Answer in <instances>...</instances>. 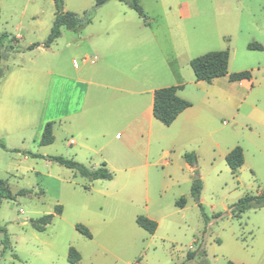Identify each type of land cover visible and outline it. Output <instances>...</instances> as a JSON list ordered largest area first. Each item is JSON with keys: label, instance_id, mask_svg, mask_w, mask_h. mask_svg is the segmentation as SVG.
Instances as JSON below:
<instances>
[{"label": "rangeland", "instance_id": "rangeland-1", "mask_svg": "<svg viewBox=\"0 0 264 264\" xmlns=\"http://www.w3.org/2000/svg\"><path fill=\"white\" fill-rule=\"evenodd\" d=\"M108 2L95 7L94 0H63L64 11L91 23L77 30L62 26L47 50L42 44L54 22L53 0H0V35H7L0 48V91L11 85V94L0 95L7 114L6 124L0 123V142L6 147L0 146V178L15 194L0 202V227L9 236L8 249L1 253L0 233V264H72L67 261L71 247L81 255L74 264H182L188 251L199 248L205 250L207 264H264V208H251L239 217L231 214L241 196L264 189V51L247 48L249 42H264V0H139L146 21L126 3ZM144 26L154 33V53L164 51L186 79L193 75L189 61L214 50L229 52L228 73L252 72V79L239 85V106L226 105L220 111L219 101L209 97L211 136H206L199 156L191 151L196 155L195 174L186 175L188 186L172 182L163 165L150 167L147 176L137 170L129 178L90 180L46 158L27 155L67 157L58 127L52 144H39L44 125L53 123L51 117L58 113V87L45 98L43 86L31 83L22 71L45 64L56 70L63 59L61 44L76 36L75 31H134ZM33 43L39 48L25 49ZM51 78L58 86L59 76ZM183 86L195 98L201 95L193 85ZM236 145L244 150L245 161L233 174L224 153ZM177 158L176 153L174 164ZM195 176L202 183L199 200L191 195ZM22 189L31 192L17 194ZM182 196L185 204L177 206ZM57 204L62 213L43 231L35 230L32 220L55 213ZM139 215L157 221L153 234L138 226ZM76 224L84 225L91 238Z\"/></svg>", "mask_w": 264, "mask_h": 264}, {"label": "crops", "instance_id": "crops-1", "mask_svg": "<svg viewBox=\"0 0 264 264\" xmlns=\"http://www.w3.org/2000/svg\"><path fill=\"white\" fill-rule=\"evenodd\" d=\"M99 23L103 22L100 20ZM101 29L104 31L87 34L75 31L76 36L63 42V50L60 49L63 59L57 71L49 64L22 71L23 75L26 72L31 77V83L43 86L45 98L58 87L59 110L51 117L53 142L58 127L64 141V155L90 169L104 165L111 172V179L132 177L131 173L137 170H143L147 176L150 167L163 165L172 182L179 184L182 181L188 186L191 180L186 179V175L189 172L195 174V165L181 155L194 151L199 156L203 150L201 146L206 144V136H211L209 97L219 101L220 111L226 105L239 106V85L248 83L252 77L230 81L223 76L207 83L196 81L193 73L186 79L164 51L154 53L155 37L147 30L148 26L134 31L126 27ZM170 36L171 39L175 37L173 32ZM51 45L45 49L50 50ZM143 48L145 52L140 53ZM65 49L73 54L70 63V55H64ZM175 52L177 50L172 48V53ZM78 56L81 57L80 64L77 63ZM174 59L178 61V55ZM54 73L59 76L58 86L51 78ZM181 84L193 85L201 95L195 98L186 86L177 90L176 94L191 105L170 125H164L153 116L154 90ZM10 87L9 84L1 89L0 95L11 94ZM2 109L3 106L0 107V123L4 126L7 114ZM176 153L179 158L174 164ZM243 154L245 158L244 150Z\"/></svg>", "mask_w": 264, "mask_h": 264}, {"label": "trees", "instance_id": "trees-1", "mask_svg": "<svg viewBox=\"0 0 264 264\" xmlns=\"http://www.w3.org/2000/svg\"><path fill=\"white\" fill-rule=\"evenodd\" d=\"M110 0H94L95 7H100L106 4ZM126 3L129 7L134 9L139 16L146 21V14L143 7L139 3V0H118ZM55 6V18L53 25L51 27L50 33L46 41L42 44L43 47H49L51 43L60 36L61 27L66 26L69 29L77 30L83 27L84 24L90 22V19L80 18L76 13L63 10V0H53ZM6 34L0 35V48L3 41L6 38ZM39 43H33L25 47V49H33L38 47ZM249 50L263 51L264 46L258 42H249L247 44ZM1 57V53H0ZM228 61L229 52L227 50H214L209 51L199 56L192 58L189 61V65L194 73L196 81L211 82L217 77H222L227 75L230 81H239L242 79H250L252 77V72L250 70H243L239 72L228 73ZM3 75V70L0 67V78ZM183 85H172L168 87L157 88L154 90L153 94V116L159 120L164 125H170L177 115L182 112L185 108L189 107L191 103L181 97H179L176 92L181 89ZM54 136L52 134V123L47 122L44 125L41 137L39 139L40 145H48L52 143ZM0 146L6 148L5 145L0 142ZM13 151H18L13 149ZM27 155L32 157L46 158L52 162L58 163L66 168L73 169L80 173L82 176L87 177L90 180L94 179H111L112 174L103 165L95 169H90L84 164L67 158L63 155H41L37 153L26 152ZM186 160L193 164L196 160L194 153H186ZM226 163L230 168L231 172L235 174L238 169L244 163V154L241 146L236 145L233 147L225 156ZM195 173V171H194ZM202 188V183L200 178L193 179L191 185V195L199 200L200 191ZM31 192V190H20L17 194L25 195ZM15 194H13L5 180L0 178V202L2 199H13ZM186 198L180 197L175 204L177 206H183L185 204ZM200 205V204H199ZM201 207V205H200ZM251 208H264V189L256 194H245L241 196L233 205L231 214L235 217H239L245 211ZM62 206L57 204L55 206V213H48L32 220V226L37 231H43L45 227L51 223L52 218L55 214H61ZM203 213V212H202ZM205 220L207 217L203 215ZM221 214H216V217H220ZM138 226L143 228L149 233H153L157 227V222L147 218L143 215H139L135 219ZM75 228L84 236L91 238L90 231L82 224H76ZM0 233H2L1 243L2 251L4 253L8 249L9 236L5 228L0 227ZM81 259L80 253L73 247L69 249L67 261L74 264ZM182 264H207L205 250L199 248L195 251H188L186 254V260ZM227 264H235L233 261H228Z\"/></svg>", "mask_w": 264, "mask_h": 264}, {"label": "water", "instance_id": "water-1", "mask_svg": "<svg viewBox=\"0 0 264 264\" xmlns=\"http://www.w3.org/2000/svg\"><path fill=\"white\" fill-rule=\"evenodd\" d=\"M198 176H195V178L194 179H196Z\"/></svg>", "mask_w": 264, "mask_h": 264}]
</instances>
